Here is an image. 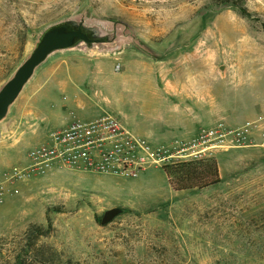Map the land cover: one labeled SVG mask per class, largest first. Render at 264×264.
Wrapping results in <instances>:
<instances>
[{
  "label": "rangeland",
  "instance_id": "rangeland-1",
  "mask_svg": "<svg viewBox=\"0 0 264 264\" xmlns=\"http://www.w3.org/2000/svg\"><path fill=\"white\" fill-rule=\"evenodd\" d=\"M65 21L115 38L52 54L0 122V264H264L263 146L213 156L221 182L200 191H177L162 168L3 178L77 119L111 114L146 135L136 123L160 107L148 85L207 88L198 130L264 116V0H0V89ZM113 208L123 212L102 225Z\"/></svg>",
  "mask_w": 264,
  "mask_h": 264
},
{
  "label": "built area",
  "instance_id": "built-area-1",
  "mask_svg": "<svg viewBox=\"0 0 264 264\" xmlns=\"http://www.w3.org/2000/svg\"><path fill=\"white\" fill-rule=\"evenodd\" d=\"M256 146L264 147V116L238 126L216 121L202 126L193 136L165 143L139 136L117 117L103 114L49 131L45 141L28 152L27 166L6 171L3 178L14 184L37 175L78 171L135 179L149 168L165 169ZM6 188L0 184V201Z\"/></svg>",
  "mask_w": 264,
  "mask_h": 264
},
{
  "label": "water",
  "instance_id": "water-1",
  "mask_svg": "<svg viewBox=\"0 0 264 264\" xmlns=\"http://www.w3.org/2000/svg\"><path fill=\"white\" fill-rule=\"evenodd\" d=\"M114 36L104 35L96 27H88L83 22L65 21L47 28L40 36L35 48L25 62L16 70L14 76L0 89V122L3 121L10 107L16 102L36 70L49 57L58 51H64L85 44L88 47L102 45L114 40ZM123 212L113 208L105 212L102 225L111 223Z\"/></svg>",
  "mask_w": 264,
  "mask_h": 264
},
{
  "label": "crops",
  "instance_id": "crops-1",
  "mask_svg": "<svg viewBox=\"0 0 264 264\" xmlns=\"http://www.w3.org/2000/svg\"><path fill=\"white\" fill-rule=\"evenodd\" d=\"M148 86L156 97V103L160 105L158 118L146 125L136 123L137 127L146 126L148 130L146 135H137L155 138L156 141L161 142L164 138L171 136H193L199 131L195 127V122L198 119L199 109L203 111L205 109L206 99L203 93L204 90L207 91V88L200 87L199 83L192 79L190 81H170L162 89Z\"/></svg>",
  "mask_w": 264,
  "mask_h": 264
},
{
  "label": "trees",
  "instance_id": "trees-1",
  "mask_svg": "<svg viewBox=\"0 0 264 264\" xmlns=\"http://www.w3.org/2000/svg\"><path fill=\"white\" fill-rule=\"evenodd\" d=\"M164 170L177 191H200L221 182L220 169L213 157L202 161L178 163ZM41 228H38L40 232Z\"/></svg>",
  "mask_w": 264,
  "mask_h": 264
}]
</instances>
